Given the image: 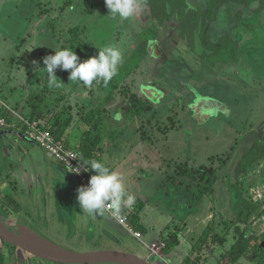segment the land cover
<instances>
[{
	"label": "rangeland",
	"instance_id": "obj_1",
	"mask_svg": "<svg viewBox=\"0 0 264 264\" xmlns=\"http://www.w3.org/2000/svg\"><path fill=\"white\" fill-rule=\"evenodd\" d=\"M241 5L257 15L255 25L245 20ZM156 9H162L163 20L156 17ZM206 38L211 44H205ZM222 42L223 48L216 47ZM107 45L118 47L123 57L110 82L89 87L70 82V70L57 69L66 87H49L46 56L70 48L83 62ZM252 48H264V0H147L123 20L110 15L105 0H0V108L10 124L9 129L0 127L2 218L17 231L27 227L70 251H115L152 264H172L167 258L171 251H164L165 258H148L152 239L160 226L184 214V194L194 203L201 197L206 182L201 171L194 175L191 170L222 168L214 204L226 209L228 197L235 206L244 200L258 203L250 226L257 234L255 248L264 251V161L248 170L243 166L251 145L264 137V80L253 75L243 57ZM137 104L144 105L139 114ZM86 116L104 125L105 142L111 144L108 150L102 147L106 166L123 177L127 192L155 208L147 222H158L157 228L148 223L144 241L105 211L83 212L79 188L66 175L47 178L44 168L35 177L33 168L25 170L28 154L18 153L14 141L38 145L26 135L23 120L45 128L57 118L70 120L63 141L71 145L80 140ZM127 146L133 153L117 165L116 155L122 156ZM7 194L19 204V214L3 203ZM208 201L200 203L195 219L207 213ZM138 202L136 198L125 214L130 222ZM225 209L224 215L219 212L225 220L217 216L218 231L234 239L228 222L235 218L234 210L230 205ZM227 244L215 249L209 264L216 263ZM263 254L251 253L239 264H264ZM210 257L208 253L204 264ZM0 264L53 263L0 238Z\"/></svg>",
	"mask_w": 264,
	"mask_h": 264
},
{
	"label": "trees",
	"instance_id": "obj_2",
	"mask_svg": "<svg viewBox=\"0 0 264 264\" xmlns=\"http://www.w3.org/2000/svg\"><path fill=\"white\" fill-rule=\"evenodd\" d=\"M247 16H244L245 20L251 25L256 23V15L252 16L251 10L247 9V6L241 5V8ZM164 9V8H163ZM162 9H156V17L163 20V15H161ZM242 10V9H241ZM164 11V10H163ZM165 12V11H164ZM163 12V13H164ZM243 12V13H244ZM228 15V14H226ZM223 20V18H222ZM205 44H211L209 38L204 40ZM217 44V43H215ZM222 46H216L218 48H223L225 45L223 42ZM246 60L255 65L256 69L261 70L264 68V50H256V49H248L245 51ZM138 107L135 109L137 114L142 112L144 105L137 104ZM4 110H1L0 114L4 115ZM70 120L60 122V118H57L54 124L48 128L50 133L58 140L64 138L65 131L67 127L70 125ZM85 128L81 134L80 140L74 145L67 144L68 147L75 148L81 154L82 161L85 160H98L102 162V147L106 144L104 138V125L101 121L94 122L92 116H86L84 118ZM231 160V156L228 161ZM264 161V137L259 138L256 142H254L250 149L246 152L244 157L243 166L245 170H248L251 165H254L256 162ZM227 163V162H226ZM62 165V164H61ZM89 167V166H88ZM225 167V166H224ZM222 168L210 169L207 167H203L201 170L192 169L191 172L195 174H199L201 171V180L205 181V187L202 188L201 197L202 199L206 195L212 193L213 187L218 180L217 173H219ZM199 171V172H198ZM181 172L185 173L186 168L181 169ZM180 172V176L183 174ZM190 172V171H189ZM4 186V185H3ZM1 185V187H3ZM242 186V185H240ZM3 203L9 210L14 211L16 214L21 212V208L16 200L13 198L11 194H7L2 199ZM143 207V202H138L137 210L135 211L132 220V223L136 227L137 230L141 231L143 234H147V228H145L140 223V211ZM259 204L254 203L248 200L242 201L239 206V210L237 213L236 221H229L234 230L236 236V242L232 245L231 249L221 256V259L217 264H237L243 257L254 253L258 256H261V253H264L260 248H255L258 242L256 237L255 229L250 226L251 217L258 211ZM121 213L125 215L128 213V208L125 207L122 209ZM222 219V216H219ZM216 220L217 217L213 219L212 223L206 228L201 238L198 242L193 246L190 256L184 261L183 264H204L208 259V253H214L215 249L219 245H223L226 243L227 236L229 233L227 232L225 235H220L216 231ZM241 226H246L245 229H242ZM167 252L172 251L175 247L178 246V234L174 233L166 240ZM10 245V244H9ZM14 249H19L13 245H11ZM264 256V254H263Z\"/></svg>",
	"mask_w": 264,
	"mask_h": 264
},
{
	"label": "clouds",
	"instance_id": "obj_3",
	"mask_svg": "<svg viewBox=\"0 0 264 264\" xmlns=\"http://www.w3.org/2000/svg\"><path fill=\"white\" fill-rule=\"evenodd\" d=\"M147 3V0H105L110 15L115 18L128 19L133 17ZM122 53L118 47L107 45L83 62L76 52L70 48L55 50V54L44 58L48 85L54 88H65L56 76V70H70V82H82L92 86L94 82H110L118 73L122 61ZM89 166L85 170L95 172L89 179L88 186H81L77 191V200L83 212L89 215L103 213L106 208L113 214H120L125 207L134 204V197L125 187L123 177L98 160L82 161ZM75 172H79L76 168Z\"/></svg>",
	"mask_w": 264,
	"mask_h": 264
},
{
	"label": "crops",
	"instance_id": "obj_4",
	"mask_svg": "<svg viewBox=\"0 0 264 264\" xmlns=\"http://www.w3.org/2000/svg\"><path fill=\"white\" fill-rule=\"evenodd\" d=\"M256 23H257V15H256ZM261 49L264 50V48H260V49H256V50H261ZM244 56H245V54H243V57ZM244 60L249 64L250 68L253 69V71H254L253 75H255L257 78H259L261 80H264V68L261 69V70H258V69H256L255 65L250 64L246 60L245 57H244ZM4 78H6V75L4 76ZM259 138H261V137H259ZM259 138H257V140ZM14 143L17 144V146H18L17 147L18 148V153L21 154L23 150H25L27 152L26 154H28V155H26V154L25 155L28 157V161H27V167L25 168V170H27V168H29V167L30 168H33L34 173L37 171L35 177L38 176L39 169L41 171L42 169L45 168L44 173H45V175H47V178H50V175L52 177H56V178H60L62 175H66L70 179V181H69L70 183H72V184L75 183V185L78 188H80V184H79L78 180L72 174H70L63 165L57 164V162L55 160L49 158L47 156V154L42 149L41 150L43 151L44 156H45L44 161H42V157H44V156H42L43 153L40 150V148L37 147L36 145H31V143H27V142H16V141H14ZM71 145H74V143L71 144ZM105 145H104V147L107 148V146H108V148H109V145H111V144H107L106 143ZM27 146H30L31 149H28ZM106 148H104V149H106ZM108 148H107V150H108ZM129 148H131V147L129 146ZM129 148L127 146V149L123 151V155L122 156L116 155L117 156V165L119 163H121V161H125L127 159L128 155H131L133 153V151H134L133 147H132V149H130V152H128ZM102 153H103V151H102ZM23 160H24V158L22 159V161ZM104 160H105V156L103 155L102 156V162L103 163L105 162ZM109 168L111 170H113L112 167H109ZM42 175H43V173H42ZM16 178H18V176H16ZM218 182H219V178H218L217 182L215 183V185L213 187L212 193L206 195L202 199H197V201L195 203L194 202H191V199L193 198L192 196L191 197L190 196H186V194H184L182 192L181 194H184L185 197H186V202H187L186 204L187 205H186V207H184V211H185L184 214H182V216L179 219H182V217L183 218H186L185 219L186 222H173V221H176L175 219H177V220H179V219H178V217H172L168 222H166L162 226H160V229L157 231V233L155 235L156 237L154 236L155 238L152 239L151 244H153V243H155V242H157L159 240H162V239H164L166 237H170L174 233H177L178 234V242H179V244L167 256V258H170L171 259L170 260V263H172V264H183L184 261L190 256L189 253H191V251L193 249V246L201 238V236L203 235V233L206 230V228L212 223L213 219L216 218L217 216H222V218L225 220V217L223 216L224 215L223 210L225 208L224 207H220L219 208V207H217L214 204V203H217L218 204V200L217 199H215V202H213L214 201L213 195H216V192H215L216 189L215 188H216V185L218 184ZM129 194L134 197V200L137 198V200L139 202L140 201L143 202V207L141 208L140 215H139L140 216V223L145 228H147V234L150 233V228L151 227H150V225H148V223H150L151 226L154 229L157 228L156 223H158V222H147V219L148 220H152L153 219V214H154L155 208L152 207L149 202L146 205V202H144L136 194H133V193L132 194L129 193ZM226 195L228 196L227 189H226ZM204 200L205 201L206 200H209L208 203H207V206H206L207 213H205L204 216L202 215V217H197L195 219L194 216L197 215L199 213V211H200V205H201L200 203L202 201H204ZM232 201H234V199L231 200V198L228 197V200H227L228 206L230 205V208L231 207L233 208L234 212H233V215L232 216L235 217V218H233L230 221H236L237 220V213H238L240 204H238L237 206H235ZM228 206H226L225 211L226 210H229L228 209ZM235 211H236V214H235ZM219 212L223 213V215L220 214ZM75 218H76V216H75ZM228 222H229V220H228ZM215 223L218 224V222H215ZM178 226H180V227H178ZM219 226H221V225L220 224L217 225V229H216L217 233H219V231H218V227ZM176 227H178L179 230H175ZM233 232H234V230H233ZM147 234H143V235L146 236ZM234 239H232L231 236H230V234H229L227 236L226 243L223 244V245L217 246V247H220L221 248V247H224L227 244L228 240H230V242H231L230 243V246L227 244V248L224 249V251H222L219 254V256L216 258L217 261H216L215 264H217L219 262V260L221 259V256L223 254H225L226 252H228L231 249L232 245L236 242V236H235V234H234ZM143 241H144V238H143ZM189 245H191L192 247H190ZM189 249H190V251H189ZM214 255H215V253H211V257L209 259L208 264L211 263L212 258L214 257ZM148 258H154V257L151 256V255H149ZM237 264H239V262Z\"/></svg>",
	"mask_w": 264,
	"mask_h": 264
},
{
	"label": "built area",
	"instance_id": "obj_5",
	"mask_svg": "<svg viewBox=\"0 0 264 264\" xmlns=\"http://www.w3.org/2000/svg\"><path fill=\"white\" fill-rule=\"evenodd\" d=\"M4 110L3 108H0ZM23 127L26 135L40 147L49 158L62 164L66 170L72 174L80 183L81 186H88L89 179L95 174L93 170H85L87 165L82 163L81 154L75 148L68 147L63 139H56L48 130L41 124H34L33 121L23 120ZM0 127L8 129L9 121L0 114ZM76 168L79 172H75ZM105 212L110 214L118 223L131 235L139 241H143L144 235L136 229L134 224L129 221L127 215L113 214L110 209L106 208ZM167 238L159 240L149 246L151 256L155 258H165L164 251L166 250Z\"/></svg>",
	"mask_w": 264,
	"mask_h": 264
},
{
	"label": "water",
	"instance_id": "obj_6",
	"mask_svg": "<svg viewBox=\"0 0 264 264\" xmlns=\"http://www.w3.org/2000/svg\"><path fill=\"white\" fill-rule=\"evenodd\" d=\"M0 238L22 251L55 264H152L149 260L136 255L115 251L78 253L67 250L44 237L42 238L47 245L35 243L25 239L20 231L9 226L1 215ZM261 247L264 248V242Z\"/></svg>",
	"mask_w": 264,
	"mask_h": 264
},
{
	"label": "bare ground",
	"instance_id": "obj_7",
	"mask_svg": "<svg viewBox=\"0 0 264 264\" xmlns=\"http://www.w3.org/2000/svg\"><path fill=\"white\" fill-rule=\"evenodd\" d=\"M20 232L22 233L23 237L29 241L47 245L41 236H39L38 234H36L35 232H33L27 227L21 228Z\"/></svg>",
	"mask_w": 264,
	"mask_h": 264
},
{
	"label": "flooded vegetation",
	"instance_id": "obj_8",
	"mask_svg": "<svg viewBox=\"0 0 264 264\" xmlns=\"http://www.w3.org/2000/svg\"><path fill=\"white\" fill-rule=\"evenodd\" d=\"M10 226V225H9ZM27 253V252H26ZM31 255V254H30ZM33 256V255H32ZM35 257V256H34ZM37 258V257H36ZM40 259V258H39ZM45 262H48V261H45ZM49 263H52V262H49ZM53 264H55V263H53Z\"/></svg>",
	"mask_w": 264,
	"mask_h": 264
}]
</instances>
